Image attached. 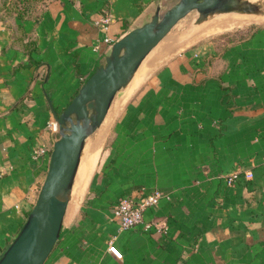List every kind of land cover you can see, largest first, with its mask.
Returning a JSON list of instances; mask_svg holds the SVG:
<instances>
[{
    "label": "crops",
    "instance_id": "1",
    "mask_svg": "<svg viewBox=\"0 0 264 264\" xmlns=\"http://www.w3.org/2000/svg\"><path fill=\"white\" fill-rule=\"evenodd\" d=\"M176 1L51 0L21 19L0 0V250L47 174L50 154L34 150L59 137L53 108L105 61V36L114 42ZM219 20L213 32L239 23ZM142 81L113 102L107 140L90 176L77 171L76 204L45 264H264V22L188 46ZM155 188L164 196L144 218L168 230L121 228L116 200Z\"/></svg>",
    "mask_w": 264,
    "mask_h": 264
},
{
    "label": "water",
    "instance_id": "2",
    "mask_svg": "<svg viewBox=\"0 0 264 264\" xmlns=\"http://www.w3.org/2000/svg\"><path fill=\"white\" fill-rule=\"evenodd\" d=\"M193 9L197 22L222 12L264 14V4L251 0H177L165 11L127 31L113 42L105 61L85 79L70 103L55 108L59 137L37 200L0 264H45L61 235L86 138L105 119L117 93L127 86L148 53Z\"/></svg>",
    "mask_w": 264,
    "mask_h": 264
},
{
    "label": "rangeland",
    "instance_id": "3",
    "mask_svg": "<svg viewBox=\"0 0 264 264\" xmlns=\"http://www.w3.org/2000/svg\"><path fill=\"white\" fill-rule=\"evenodd\" d=\"M263 3L264 0H251ZM163 12V11H162ZM253 13V12H251ZM250 12H222L216 13L209 16L202 22H197V17L199 15V11L197 9H193L189 12L185 17L180 19L175 26L169 31V33L148 53V56L141 63L137 71L135 72L133 78L126 88H122L116 95L113 100L114 104L116 101L124 100L126 89L134 84H138L142 81V83L148 78V76L154 72L158 67L166 63L168 59L178 54L180 51L184 50L186 47L197 44L205 39L213 38L221 33H229L233 31L243 30L246 27L254 26L264 22V15L262 13H253V16ZM219 19L223 21H238L236 25L233 27L224 29L222 31H216V28H212L216 25ZM247 19V22L241 23L240 20ZM220 21V20H219ZM240 33V32H238ZM190 39V40H189ZM188 41H193L188 43ZM165 47H169L166 49L171 50V53L164 60L156 64L155 66H151L147 71L145 70L146 65H150V61L159 53L162 54L165 51ZM141 80V81H140ZM141 84V83H140ZM93 135V134H92ZM91 136V135H90ZM89 136V137H90ZM107 140V138H106ZM105 140V142H106ZM80 176V175H78ZM72 204H76L74 199L71 198Z\"/></svg>",
    "mask_w": 264,
    "mask_h": 264
},
{
    "label": "built area",
    "instance_id": "4",
    "mask_svg": "<svg viewBox=\"0 0 264 264\" xmlns=\"http://www.w3.org/2000/svg\"><path fill=\"white\" fill-rule=\"evenodd\" d=\"M111 14L109 12L105 13L99 21V24L103 30L108 28L109 23L111 22ZM104 40L110 44V47L113 44L111 37L105 36ZM50 127L58 132L57 121L54 117L50 123ZM52 148L47 146H40L34 150V154L39 157L43 155L50 154L51 158ZM239 176L238 172H234L229 175L227 181L229 183L233 182L235 178ZM246 176L248 178L253 176L252 171H247ZM164 196V193L159 189L155 188L152 191L144 193L138 197L136 196H120L113 205V215L118 221L121 228H129L137 225H143L146 230H152L157 232H166L169 228L167 221H162L158 218H151L145 220V212L148 208L157 206L160 199ZM115 238L113 237L109 242V250L113 252L117 257H122V251L115 244ZM4 251L0 250V257Z\"/></svg>",
    "mask_w": 264,
    "mask_h": 264
},
{
    "label": "bare ground",
    "instance_id": "5",
    "mask_svg": "<svg viewBox=\"0 0 264 264\" xmlns=\"http://www.w3.org/2000/svg\"><path fill=\"white\" fill-rule=\"evenodd\" d=\"M262 4H264V2ZM167 48H169V47H165L164 53H162V54L158 53L150 61V63H149L150 65H146V68H145L146 71L151 66H155L158 63V61L165 59L171 53L170 49L166 51ZM111 118H112V112L107 113V115H106L105 119L103 120V122L101 123V125L93 133L90 134L91 136L89 135L90 137L88 136L86 138L85 145H84V148H83V151H82V155H81V160H80L79 167H78V170H77L78 171V175H80L79 176L80 178L86 179L92 173V171H93V169L95 167L96 161H97V157H98L99 152H100V150L102 148L103 142H104V140H105V138L107 136V133H108V130H109V125H110V122H111ZM76 174H77V172H76ZM74 182H75V180H74ZM73 186H74V184H73ZM72 192H73V189H72ZM72 192H71V198H72ZM71 198H70V202H71Z\"/></svg>",
    "mask_w": 264,
    "mask_h": 264
},
{
    "label": "trees",
    "instance_id": "6",
    "mask_svg": "<svg viewBox=\"0 0 264 264\" xmlns=\"http://www.w3.org/2000/svg\"><path fill=\"white\" fill-rule=\"evenodd\" d=\"M51 0H2L1 5L9 14L21 19L37 18L48 7Z\"/></svg>",
    "mask_w": 264,
    "mask_h": 264
}]
</instances>
